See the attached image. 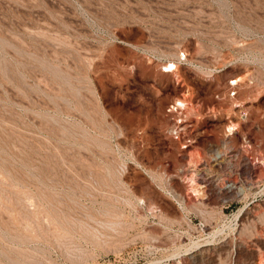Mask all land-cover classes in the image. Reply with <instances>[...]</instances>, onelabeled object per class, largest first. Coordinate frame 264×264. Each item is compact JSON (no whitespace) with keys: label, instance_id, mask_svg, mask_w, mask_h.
<instances>
[{"label":"rangeland","instance_id":"rangeland-1","mask_svg":"<svg viewBox=\"0 0 264 264\" xmlns=\"http://www.w3.org/2000/svg\"><path fill=\"white\" fill-rule=\"evenodd\" d=\"M0 264H264V0H0Z\"/></svg>","mask_w":264,"mask_h":264},{"label":"bare ground","instance_id":"bare-ground-1","mask_svg":"<svg viewBox=\"0 0 264 264\" xmlns=\"http://www.w3.org/2000/svg\"><path fill=\"white\" fill-rule=\"evenodd\" d=\"M162 68L165 72H175L177 70V65L175 62H169V63L163 65ZM187 107H188V105H187V102L185 99H177L172 106V108H174L175 110H178V109L182 110V109H186ZM234 128H235L234 125H228V127H227L228 131H230V132H232L234 130ZM241 158L242 159L240 160V162L242 164L240 166L251 169L247 155H244V156L242 155ZM192 188H193V191L197 194L201 191L196 186H192Z\"/></svg>","mask_w":264,"mask_h":264},{"label":"built area","instance_id":"built-area-1","mask_svg":"<svg viewBox=\"0 0 264 264\" xmlns=\"http://www.w3.org/2000/svg\"><path fill=\"white\" fill-rule=\"evenodd\" d=\"M235 94V90L230 91V95H234ZM183 131H184V126H175L173 128L170 129V133L175 137V138H180L181 135H183Z\"/></svg>","mask_w":264,"mask_h":264}]
</instances>
